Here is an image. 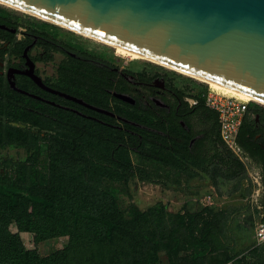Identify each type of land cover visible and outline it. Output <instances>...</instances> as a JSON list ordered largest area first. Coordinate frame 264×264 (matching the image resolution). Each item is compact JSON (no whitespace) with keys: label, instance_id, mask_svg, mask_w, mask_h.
Returning a JSON list of instances; mask_svg holds the SVG:
<instances>
[{"label":"trees","instance_id":"trees-1","mask_svg":"<svg viewBox=\"0 0 264 264\" xmlns=\"http://www.w3.org/2000/svg\"><path fill=\"white\" fill-rule=\"evenodd\" d=\"M207 88L190 95L198 100L195 109L200 113L201 129L185 133L180 120L184 119L188 125L196 122L194 116L185 115L191 106L186 103L178 111L183 114H178V100L172 99L166 101L172 102L173 116L166 107H157L158 112L142 108L143 117L136 120L146 127L129 125L130 129L120 130V135L107 130L109 125L84 116L76 119L70 114L53 113L52 119L59 123V130L50 133L45 145L54 160L69 165L67 169L56 166L50 176L39 174L42 171L30 168L27 163L22 164L20 174L15 177L0 173V264H163L161 251H165L169 264H205L210 254L219 251L228 254L227 260L234 261L246 258L241 255L246 249L258 251L260 247L253 238L255 228L246 226L244 216H239L247 207H204L198 213H177L174 222L161 210L164 217L157 233L150 228L157 215L150 210H133L131 219L125 218L115 200L95 179L103 173L102 167L106 169L103 174L111 179L135 176L168 185L157 180L146 165L136 163L131 151L139 152L146 162H160L185 172L194 163L210 173L216 183L234 177L243 164L221 138L218 113L205 101ZM174 89L180 97L186 95ZM13 102L16 103L9 101ZM11 120L0 117L1 142L12 141L3 135L9 129L26 131L22 126L11 125ZM212 121L213 126L209 124ZM215 125L219 126L216 146L207 147ZM247 125L243 120L239 143L243 147H258L250 141L255 132ZM199 131L204 132V137L196 153L189 142ZM205 211L213 215L211 219L202 216ZM13 221L18 227L15 232L10 228ZM185 223L186 232L181 230ZM21 232L34 233V247L25 245ZM63 235L68 236L66 245L49 254L39 251V242ZM189 243L191 249L186 251L184 248ZM263 254L261 249L256 256L262 258Z\"/></svg>","mask_w":264,"mask_h":264},{"label":"rangeland","instance_id":"rangeland-1","mask_svg":"<svg viewBox=\"0 0 264 264\" xmlns=\"http://www.w3.org/2000/svg\"><path fill=\"white\" fill-rule=\"evenodd\" d=\"M0 14L6 16L12 23L11 27L14 28V30H0V61L3 62V67L0 68V117L12 118L11 125L26 129V131L9 129L8 132H4L3 135L12 141L0 140V173L2 174L17 176L23 163L42 171L39 174L48 173L49 176L56 166L67 169L69 163L54 160L45 143L50 133L59 130V123L52 119L53 113L70 114L76 119L79 117L77 110L55 108L57 102L54 99L56 97L54 91L43 90L28 81L24 82L27 87L26 92L14 91L7 87L6 77L12 62L28 67L29 65L26 64L28 61L33 65L34 71L47 83L73 89L102 101L106 108L100 110L105 113L107 109L109 120L120 127L134 122L125 113L142 118L141 107L146 105V101H141V107H137L133 106V99L132 104L119 100L115 89L109 92L95 89L96 81H100L102 76H105L107 83L123 90L129 87L126 82L135 84L136 81L142 82V77H146L155 83L156 79L163 75L166 76L168 85L182 90L186 95L196 94L209 87V84L203 80L155 61L133 59L119 54L115 47L107 42L78 33L27 11L0 3ZM34 33L43 36L42 40L32 42L35 38ZM26 55L30 59L27 60ZM24 76L25 74L20 73L16 74L15 78L24 80ZM138 90L141 91L142 88L139 87ZM10 100L16 103H9ZM251 110L264 112V104L253 101ZM136 124L146 127L141 122ZM107 130L122 134L112 126ZM130 155L136 163L146 165L157 180L166 181L168 185L163 182L140 180L135 176L111 179L106 173L103 174L106 169L100 167L103 173L95 179L97 183L100 182L101 188L109 194V197L115 200L125 218L131 219L133 210L141 212L150 210L157 215L153 218L154 223L150 224V228L160 233L161 220L164 217L161 210L166 211V216L174 222L177 220L175 216L177 213L185 215L198 213L204 207L211 208L216 205L214 203L206 205L202 200L189 198V195L196 193L206 195L208 191L181 188L182 178L185 177L181 170L169 165L164 166L156 161L146 162L139 152L131 151ZM29 205H32V202ZM202 216L211 219L213 215L205 211ZM251 218L244 216V220L247 221L246 226H253ZM185 226L186 223L181 229L184 232L187 231ZM10 228L14 232L18 230L14 221L10 224ZM21 236L26 246L29 248L35 246L33 232H21ZM67 241L68 236H56L39 242L38 248L42 254H49L66 245ZM258 246L260 247L258 251H252L253 248L246 249L241 254L246 258L243 260L237 258L234 264H264V257L256 256V253H261V249H264V244ZM184 249L190 250V243ZM161 255L162 263L169 264L165 251H161ZM209 257L208 263L205 264H228L231 261L226 259L229 256L223 251L210 254Z\"/></svg>","mask_w":264,"mask_h":264},{"label":"water","instance_id":"water-1","mask_svg":"<svg viewBox=\"0 0 264 264\" xmlns=\"http://www.w3.org/2000/svg\"><path fill=\"white\" fill-rule=\"evenodd\" d=\"M1 1L264 100V0Z\"/></svg>","mask_w":264,"mask_h":264},{"label":"flooded vegetation","instance_id":"flooded-vegetation-1","mask_svg":"<svg viewBox=\"0 0 264 264\" xmlns=\"http://www.w3.org/2000/svg\"><path fill=\"white\" fill-rule=\"evenodd\" d=\"M11 21L4 15L0 14V30H6L11 29L14 30V28L11 27ZM12 33V32H11ZM34 41H37L39 39L42 40L43 36L40 34L34 33ZM41 37V38H40ZM27 56V55H26ZM30 59L27 56V60ZM28 67H23L20 65V63L12 62L9 67L8 71V77L6 80V86L10 87L12 90L16 91H22L26 92L27 87L24 84V82L32 83L36 86H40L43 90L46 91H54L56 93V97L54 98L57 102L55 107L62 108L65 110L70 111H79L78 116H84L87 118H90L92 120H95L97 122H101L102 124H106L109 126L114 127L117 131H122L124 129H130L129 125H134L136 127H141L136 122H139L136 120L138 117H134L132 115H129L128 113H125L130 119H132L133 123H126V125L121 126L115 125L114 122L110 121L108 118V114H106L107 109H105V113L100 110L106 108V105L100 100H98L95 97H90L87 94L79 93L76 90L69 89L66 87H60L58 85L47 83L46 80H43L41 76L34 71V67L30 62H26ZM3 67V62L0 61V68ZM25 74L24 80L15 78L16 74ZM105 76H102V79L99 81H96V87L95 89L100 91H111L115 89L118 94V99L125 101L127 104H132L131 100H134L133 106L141 107V101L145 100L146 105L144 109L151 108L155 112H158L157 107H166L168 108V114L173 116L172 114V102H167V99H172L174 102L178 100L176 104V113L183 114L178 112L180 108L185 107L186 103H189V109L184 113L188 116H194V120L196 121L195 124L188 125L187 122L182 119L180 120L182 125V131H190V130H200L202 126V122L200 120V113L196 111L195 107L198 103L197 98L190 95H184L183 97H180V95L177 93V91L174 89L175 87H172L171 85H168L166 76H160L158 79H156L157 82L153 83V80H150L146 77H142L141 81H136L135 84H128V89L123 90L121 88L113 87L110 83H107L105 81ZM144 83L145 85H138ZM142 88V92L138 90V88ZM145 89V90H144ZM115 91V92H116ZM125 96L126 99L123 97ZM96 100L99 102L95 103L92 100ZM194 99V100H193ZM159 100V102H158ZM75 118V117H74ZM78 119V118H77ZM140 123V122H139ZM133 132H136L135 130ZM137 133V132H136ZM204 137V132H198L195 136L192 137V139L189 142V147H195L196 153L199 151V148L202 144L201 140ZM185 142V140L183 139ZM215 142V136L212 135V138L208 139L206 142L207 147L214 146L213 143Z\"/></svg>","mask_w":264,"mask_h":264},{"label":"crops","instance_id":"crops-1","mask_svg":"<svg viewBox=\"0 0 264 264\" xmlns=\"http://www.w3.org/2000/svg\"><path fill=\"white\" fill-rule=\"evenodd\" d=\"M245 120L248 123L246 127L255 132L254 136L250 137V141H254L259 146L243 147L239 143L242 154L235 153V155L242 162L243 168L237 171L234 177L220 179L216 183L210 173L191 163L192 167L189 171L182 170L185 177L182 178L181 188L208 191L207 194H212L216 205L232 209L247 207L246 210L241 209L239 216H251L253 226H255V223L264 220V112L249 110L245 115ZM209 124L213 126L214 122ZM218 130L219 126L215 125L212 135L216 137ZM183 132L185 133V130ZM213 145L215 148L216 142ZM215 152L216 150L213 149L212 153ZM206 195L196 193L189 195V198L201 201ZM254 237L255 234H253Z\"/></svg>","mask_w":264,"mask_h":264},{"label":"built area","instance_id":"built-area-1","mask_svg":"<svg viewBox=\"0 0 264 264\" xmlns=\"http://www.w3.org/2000/svg\"><path fill=\"white\" fill-rule=\"evenodd\" d=\"M204 96L206 104L218 113L220 134L224 144L237 155H241L242 148L238 142V135L252 100L224 93L211 85L204 91ZM202 201L206 205L213 204L212 194L204 196ZM255 238L257 244L264 243V220L256 223ZM228 264H234V260Z\"/></svg>","mask_w":264,"mask_h":264},{"label":"bare ground","instance_id":"bare-ground-1","mask_svg":"<svg viewBox=\"0 0 264 264\" xmlns=\"http://www.w3.org/2000/svg\"><path fill=\"white\" fill-rule=\"evenodd\" d=\"M0 3H4L3 1L0 0ZM6 5H9L11 7H15L13 5H10V4H7V3H4ZM17 9H20L18 7H15ZM22 10V9H21ZM76 31V30H75ZM78 33H82L80 31H77ZM86 36H89V37H92V38H95V39H98V40H101V41H104L103 39H100V38H97V37H94L92 35H89V34H86V33H82ZM106 42V41H104ZM108 43V42H107ZM110 45H112L113 47H115L116 51L119 53V54H122V55H125V56H128V57H131L133 59H139V58H143V59H149L147 57H145L144 55L136 52V51H133L131 49H128V48H125L123 46H120V45H115V44H112V43H109ZM149 60H152V59H149ZM153 61V60H152ZM167 67H170V68H173L175 69L174 67H171V66H168V65H165ZM177 70V69H176ZM180 72H183V73H186L184 71H181V70H178ZM187 74V73H186ZM193 76V75H192ZM195 77V76H194ZM198 78V77H196ZM200 80H203L205 82H207L209 85H211L212 87H214L215 89H218L220 91H223L224 93H228V94H231V95H235L237 97H240V98H243V99H246V100H252V101H257L259 103H263L264 104V100L258 98V97H255L253 95H250L248 93H245V92H242L240 90H237V89H234L232 87H229L227 85H224V84H221L219 82H216V81H211V80H207V79H203V78H198Z\"/></svg>","mask_w":264,"mask_h":264}]
</instances>
